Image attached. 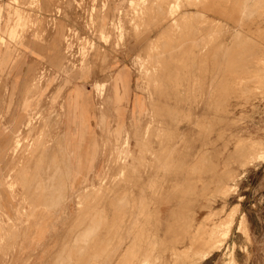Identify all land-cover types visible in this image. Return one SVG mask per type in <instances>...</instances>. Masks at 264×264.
<instances>
[{"label": "rangeland", "instance_id": "1", "mask_svg": "<svg viewBox=\"0 0 264 264\" xmlns=\"http://www.w3.org/2000/svg\"><path fill=\"white\" fill-rule=\"evenodd\" d=\"M45 1L0 0V36L13 44L0 43V50L15 54L31 40L42 44L44 53H54L23 100L9 94L8 74L0 66L1 128L5 119L18 123L6 126L8 138L0 146L6 153L0 175V264H188L179 244L187 225L196 219L199 236L220 209L237 203L247 227L242 234L233 227L228 246L236 244L240 264H264V0H49V7ZM123 55L150 106L147 115L146 107L140 109L143 118L128 148L122 150L125 139L114 145L102 138L107 171L86 183L77 201L72 192L53 209L33 203L21 171L28 154L40 157L37 184L47 200L59 199L60 166L69 169L59 153L57 163L49 164L54 146L64 149L52 131L63 120L68 79L71 123L80 136L78 92H87L85 104L96 101L92 112L112 117L109 70ZM101 82L106 86L99 101L96 83ZM22 104L29 109H20ZM18 139L23 146H15ZM111 198L123 201L122 212L109 214ZM77 212L80 218L74 220ZM45 213L53 215L52 229L33 245L34 228ZM86 229L92 235L85 236ZM13 250L23 254L13 259ZM222 252L189 264H223Z\"/></svg>", "mask_w": 264, "mask_h": 264}, {"label": "crops", "instance_id": "2", "mask_svg": "<svg viewBox=\"0 0 264 264\" xmlns=\"http://www.w3.org/2000/svg\"><path fill=\"white\" fill-rule=\"evenodd\" d=\"M45 2L46 6L49 7L51 1L46 0ZM13 32H15L14 29L10 31L9 35L11 36ZM4 38V43H6L7 39L6 37ZM9 44L11 46L13 45L12 43ZM9 44L7 42V45ZM54 45H56V43H54ZM53 54V52L52 54L44 53L42 44L31 40L23 43L21 48H19L15 54H13L11 50L9 51L7 47H3L0 50V66H5L6 72L8 74L9 94L16 97L19 96V98L23 100V95L27 94L30 90L29 85L35 77V74L38 72L39 68L49 60V57L51 61L54 59ZM119 61L121 64L116 63L117 65L113 69L109 70V74H111L113 77L111 96L109 93V96L111 97L112 117L103 118L100 116L98 110H96V112H92V106L93 104H97L96 101H93L91 98L92 106L87 105L83 102L84 96H86L87 92L85 90L78 92L79 110L78 108L77 110L79 111V115L82 117V124L84 125V129H80V136L78 131L75 130L73 122L71 123V78L68 79L67 85L65 86L62 93L64 95L62 104V111L64 110L62 113L63 120L60 122L59 128L52 131V135L58 139H61V141L63 140L64 149L57 152L62 156V163L68 161L69 169L66 168L65 165L63 166L64 169H62V166H60L61 170H63L60 172L62 175V180L56 186L57 189L59 188L61 190L59 199L52 196V199L47 200V198H45L47 194L42 195L39 192L40 186L37 184L39 172L36 170V168L38 167V160L40 163V157L38 156L35 158L33 156V158L30 159L31 157L28 154V166L23 167L21 171L27 175L23 181H26V183L30 185L29 197L33 203L53 209L54 207L64 205L66 200L70 198L72 192H74L76 199L77 192H80L84 187H86V183H92L96 181L107 171V162L104 160L106 153L100 148L101 142L103 141L102 138L116 143V138L119 137L118 142L120 143L123 141V139H125L127 133L131 132L132 136V133L138 129V126L143 118V114L140 116L139 111L141 108H148V100L146 96L139 90L140 82L138 75L130 65L128 55L120 56ZM84 77L88 78V75H85ZM114 80H116L117 89L118 86H120L121 97H119L120 99L116 100L117 103L114 102ZM28 102L32 105L33 109V103L31 101ZM24 104L19 106L20 109H29V107L25 108ZM16 120L17 119L12 118L5 119L3 121V128H1L0 124V146L2 143H5L8 138L7 133L9 131L7 130L6 126L11 127L12 124H18ZM47 121L49 122V125L50 123H55V121L52 119H47ZM56 121L58 120L56 119ZM25 125H27L26 121L21 124V126ZM37 125L42 126L43 123H38ZM101 127H105V129H102ZM81 141L84 142L81 143ZM71 149L74 151L71 152ZM24 153L29 152L26 150ZM33 153L37 155V153L40 154L41 151H35ZM5 155L6 153H0V175L3 173V170L1 169V159ZM107 205L111 207L110 211H112L109 214L113 215L115 212L116 215L117 211L122 212L124 203L117 198H111ZM114 207L117 208L115 209ZM78 212L74 215V220L80 218L77 217L79 216ZM69 213H67V218L69 219L68 223L70 221ZM53 221V215L50 213H45V215L39 219L37 222L38 226L34 228L33 231L34 235L32 237L35 238L33 245L35 244L36 240L39 241L40 238L43 237L46 231H48L47 234L51 231ZM16 239L18 240L17 235L12 238V242H17ZM17 252H19L18 256L23 254V251L13 250L10 252V256L13 259L16 257L18 258V256L15 257Z\"/></svg>", "mask_w": 264, "mask_h": 264}, {"label": "bare ground", "instance_id": "3", "mask_svg": "<svg viewBox=\"0 0 264 264\" xmlns=\"http://www.w3.org/2000/svg\"><path fill=\"white\" fill-rule=\"evenodd\" d=\"M236 6V5H235ZM173 10V9H172ZM243 12V11H242ZM260 12V11H259ZM237 15V14H236ZM254 16V15H253ZM248 17V16H247ZM250 17V16H249ZM244 19V18H243ZM242 20V19H241ZM243 21V20H242ZM241 21V22H242ZM179 23V22H178ZM222 30V29H221ZM241 33V32H240ZM239 33V34H240ZM13 34H14V32H13ZM13 34L11 35V36H13ZM232 40V39H231ZM254 41V40H253ZM5 42V38L4 37H2V36H0V43H4ZM142 44V43H141ZM237 47V46H236ZM255 47V46H254ZM235 48V47H234ZM243 54V53H242ZM217 57V56H216ZM224 57V56H223ZM238 58V57H237ZM259 58V57H258ZM215 59V58H214ZM96 60H98V59H96ZM223 61V60H222ZM256 61V60H255ZM9 62H10V60H9ZM262 62V61H261ZM98 63V62H97ZM254 63H256V62H254ZM252 64V63H251ZM8 65V64H7ZM254 67V66H253ZM188 69V68H187ZM244 69V68H243ZM144 70V69H143ZM209 70V69H208ZM151 71V70H150ZM263 71V70H262ZM154 72V71H153ZM151 74V73H150ZM229 74V73H228ZM161 78V77H160ZM263 78V77H262ZM233 79V78H232ZM237 79V78H236ZM243 80V79H242ZM114 82H116V80L114 81ZM159 82V81H158ZM163 82V81H162ZM240 82H242V81H240ZM239 82V83H240ZM157 85V84H156ZM159 85V84H158ZM105 86H106V84H105V82H104V84L101 82V84L100 83H96V88H97V100H99V101H101L100 99H102V98H100V92L101 91H104V88H105ZM99 88V89H98ZM172 88V87H171ZM75 89V88H74ZM116 89H117V85H116ZM247 89V88H246ZM99 90H100V92H99ZM74 91V90H73ZM166 91V90H165ZM232 94H234V93H232ZM255 94V93H254ZM105 95V94H104ZM241 96V95H240ZM251 96V95H250ZM119 97H121V94H120V86H118V89L117 90H115V95H114V102H116L117 103V101L116 100H118V99H120ZM249 97V96H248ZM253 97V96H252ZM179 98V97H178ZM244 98V97H243ZM74 99L76 100L77 99V93H75L74 94ZM104 99V98H103ZM215 99V98H214ZM246 100V99H245ZM249 100V99H248ZM175 101V100H174ZM100 103V108H101V110L104 108V106H102L101 105V102H99ZM173 103V102H172ZM74 105V104H73ZM148 106V105H147ZM237 106V105H236ZM150 107V106H149ZM229 107V106H228ZM73 108H74V106H73ZM76 108H78V110H79V106H78V103L76 104ZM227 108V107H226ZM225 108V109H226ZM151 109V108H150ZM77 110V114H79L78 111ZM147 110H148V108L146 107V113H145V115H147ZM208 110V109H207ZM100 111V110H99ZM221 114V113H220ZM207 115V114H206ZM151 117V116H150ZM210 117H212V116H210ZM227 119V118H226ZM149 120V119H148ZM147 120V121H148ZM211 120V119H210ZM151 121V119L149 120V122ZM214 121V120H213ZM152 122V121H151ZM148 123V122H147ZM149 124V123H148ZM147 126V125H146ZM207 126V125H206ZM233 126V125H232ZM149 128V127H148ZM150 128H151V126H150ZM150 128L148 129L149 131H150ZM206 130H208V129H206ZM212 130V129H211ZM147 131V130H146ZM148 131V132H149ZM151 131H153L152 129H151ZM150 131V133H152ZM209 132V131H208ZM150 133H148V135L150 134ZM153 136V135H152ZM131 132L130 133H127V135H126V137H125V146L122 148V150L124 149H126V147L128 148V146H129V142H130V139H131ZM147 137V136H146ZM148 137H150V136H148ZM145 138V137H144ZM220 138H221V136H220ZM147 139H149V138H147ZM145 140H146V138H145ZM119 137H117L116 138V143L114 144V145H117L119 142ZM15 146L16 147H21V146H23V144H22V141H20L19 139L16 141V143H15ZM59 147L60 146H54V149L51 151V152H53V154H51V156H50V159H49V164L50 165H52V164H54V162L55 163H57V160L59 159L58 157H57V151L59 150ZM106 146L105 145H103V150H105L106 148H105ZM247 148V147H246ZM256 149V148H255ZM216 151V150H215ZM35 152V151H34ZM57 152V153H56ZM209 158V157H208ZM234 161V160H233ZM211 162V161H210ZM218 167V166H217ZM197 169V168H196ZM225 172V171H224ZM232 172V171H231ZM232 177V176H231ZM202 179V178H201ZM221 180V179H220ZM219 181V180H218ZM203 182V181H202ZM221 184H222V181L220 182ZM224 183V182H223ZM220 185V184H219ZM228 188V187H227ZM227 188H225V189H227ZM230 189V188H229ZM190 191V190H189ZM219 191H221V190H219ZM222 192V191H221ZM227 193V192H226ZM224 194V193H223ZM222 194V195H223ZM188 195V194H187ZM214 195H215V193H214ZM225 195V194H224ZM49 196V195H48ZM194 196V195H193ZM187 197V196H186ZM242 198V197H241ZM107 199V198H106ZM121 199V198H120ZM189 202V201H188ZM121 203V202H120ZM103 204V203H102ZM165 204H167V202H165ZM238 204V203H237ZM236 204V206L234 205V206H231V207H229V208H227V206H223L224 208H222V209H220L219 210V216L218 217H216V218H213V220H212V224L211 225H207V229L205 230V232H203L201 235H199L198 236V231H197V229H198V224H196V219H194V221L192 222V223H190L191 225H187V227L189 226V229L187 230V232H186V234H185V239H183L182 241H180V246L182 247V248H184L183 249V251H184V253H186V259L185 260H188L187 262H188V264L190 263V261H192V262H195L197 259H200V261H207V260H209L215 253H218V252H222V253H224V255H223V258H224V262H223V264H240L239 263V261H238V259H237V257H236V255H235V250H236V244L235 243H233L231 246L229 245L228 246V241L231 239V237H232V235H231V232H232V230H233V227H235V230H236V232L237 233H240V234H242L243 233V229H245L246 227H247V221H246V215L245 214H241L240 215V210H239V206ZM120 206V205H119ZM101 208V207H100ZM186 208V207H185ZM183 209H184V207H183ZM187 210V209H186ZM216 211V210H215ZM214 211V212H215ZM118 212V211H117ZM213 212V214H215ZM183 213V212H182ZM117 214V213H116ZM142 214V213H141ZM184 215V214H183ZM215 216V215H214ZM211 217V216H210ZM83 218H85V217H83ZM204 218H206V217H204ZM203 218V219H204ZM209 218V217H208ZM174 219H176V218H174ZM207 220H209V219H207ZM87 221V220H86ZM106 221V220H105ZM91 222V221H90ZM97 222V221H96ZM117 222V221H116ZM195 222V223H194ZM206 223H207V221H205ZM79 223H80V221H79ZM82 223H83V220H82ZM87 223V222H86ZM92 223V222H91ZM89 224V223H88ZM80 225V224H79ZM83 225V224H82ZM91 225V224H90ZM98 225V224H97ZM152 225V224H151ZM113 226V225H112ZM170 226V225H169ZM183 226V225H182ZM181 226V227H182ZM86 227V226H85ZM133 227V226H132ZM126 228V227H125ZM200 228H202V227H199V229ZM204 228V227H203ZM80 229V228H79ZM81 229H83V228H81ZM88 229V228H87ZM85 230V232L83 233L85 236H90V235H92V232L89 234L88 233V230ZM90 229V228H89ZM156 229V228H155ZM174 229V228H173ZM176 229H177V227H176ZM185 229H187L186 227H185ZM185 229H182L183 231V233H184V230ZM205 229V228H204ZM204 229H202V230H204ZM84 230V229H83ZM172 230V229H171ZM95 231V230H94ZM179 231V230H178ZM181 231V230H180ZM242 231V232H241ZM82 232V231H81ZM98 232V231H97ZM142 232V231H141ZM96 233V232H95ZM75 234V233H74ZM181 234V233H180ZM193 234V239L192 240H190V236ZM95 235H97V233L95 234ZM182 235V234H181ZM184 235V234H183ZM182 235V236H183ZM243 236V235H242ZM247 239H249V235H247V234H245L244 235ZM72 237V236H71ZM94 237V236H93ZM180 237V236H179ZM81 238L83 239V237H82V235H81ZM86 238V237H85ZM84 238V239H85ZM181 238V237H180ZM184 238V237H183ZM246 238H244V241H245V239ZM120 239H122V238H120ZM182 239V238H181ZM172 240V239H171ZM175 240V239H174ZM250 240V239H249ZM248 240V241H249ZM77 241V240H76ZM85 241V240H84ZM114 241V240H113ZM163 241V240H162ZM179 241V240H178ZM177 241V242H178ZM247 241V240H246ZM247 241V242H248ZM80 242V241H79ZM83 242V241H82ZM87 243L89 242V241H86ZM81 243V242H80ZM86 243V244H87ZM150 243V242H149ZM246 243V242H245ZM249 243V242H248ZM84 244H85V242H84ZM124 244H125V242H124ZM172 244V243H171ZM173 244L174 245H176V243H174L173 242ZM179 244H177V245H179ZM250 244H251V242H250ZM142 245V244H141ZM246 245V244H245ZM81 246V245H80ZM84 246V245H83ZM86 246V245H85ZM173 246V245H172ZM249 246H251V245H249ZM89 247V246H88ZM243 247V246H242ZM78 248V247H77ZM76 248V249H77ZM81 248H82V246H81ZM81 248H80V250H81ZM84 248V247H83ZM82 248V249H83ZM87 248V246L85 247V249ZM93 248V247H92ZM113 248H115V247H113ZM151 248V247H150ZM154 248H155V246H154ZM239 248H240V246H239ZM75 249V250H76ZM84 249V250H85ZM148 249V248H147ZM152 249V248H151ZM174 249V248H173ZM172 249V250H173ZM244 249V248H243ZM77 250H79V249H77ZM122 250V249H121ZM154 250V249H153ZM175 250V249H174ZM238 250V249H237ZM242 249L240 248V251H241ZM245 250H246V246H245ZM245 250H243V251H245ZM106 251V250H105ZM116 251V250H115ZM178 251L179 250H177L176 249V252H177V254H178ZM249 251V250H248ZM250 251H251V249H250ZM77 252V251H76ZM81 252H84V251H79V255H81L82 253ZM173 252V251H172ZM246 252V251H245ZM87 253V252H86ZM144 253V252H143ZM179 253H181L180 251H179ZM183 253V254H184ZM244 253V252H243ZM84 254V253H83ZM147 254V253H146ZM152 254V253H151ZM160 254V253H159ZM176 254V255H177ZM249 254V253H248ZM114 255H116V254H114ZM82 256V255H81ZM80 256V257H81ZM108 256V255H107ZM112 256V255H111ZM137 256V255H136ZM180 256V255H179ZM185 256V255H184ZM95 257V256H94ZM124 257V256H123ZM146 258V257H145ZM62 259V258H61ZM83 259V258H82ZM105 259V258H104ZM112 259H114V258H112ZM138 259V258H137ZM159 259V258H158ZM161 259V258H160ZM242 259V258H241ZM92 260V259H91ZM139 260V259H138ZM144 260V259H143ZM175 260H177V259H175ZM180 260V259H179ZM240 260V259H239ZM94 261V260H93ZM159 261V260H158ZM183 261V260H182ZM56 262V261H55ZM105 262V261H104ZM139 262V261H138ZM141 262V261H140ZM91 263V262H90ZM102 263V262H101ZM110 263V262H109ZM108 263V264H109ZM111 264V263H110ZM117 264V263H116ZM137 264V263H136ZM158 264V263H157Z\"/></svg>", "mask_w": 264, "mask_h": 264}]
</instances>
